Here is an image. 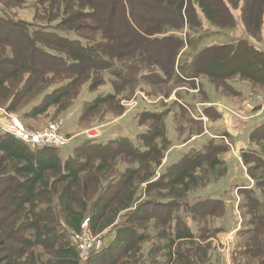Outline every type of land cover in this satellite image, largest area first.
Masks as SVG:
<instances>
[{"label": "trees", "instance_id": "trees-1", "mask_svg": "<svg viewBox=\"0 0 264 264\" xmlns=\"http://www.w3.org/2000/svg\"><path fill=\"white\" fill-rule=\"evenodd\" d=\"M26 2L0 0V107L18 111L26 102L13 113L37 117L75 100L84 84L95 95L81 101L78 121L107 102L118 108L103 114L121 115L122 90L138 98L147 87L156 100L151 108L134 105L136 125L144 127L135 143L120 133L104 140L82 132L60 145H30L0 129V264H221L207 239L226 231L216 224L230 216L224 199L192 192L200 180L227 176L222 154L233 137L203 134L202 121L191 115L195 103H206L205 77L218 93L242 95L236 75L264 85V0H34L36 21L4 8ZM193 94L198 101L187 98ZM242 103L243 115L256 111ZM201 109L209 120L221 117L213 105ZM169 113L180 132L189 126V135L201 134L155 175L174 145L165 128ZM258 119L239 128L246 134L239 157L251 180L235 184L239 264H264V115ZM68 144L60 157L59 147ZM121 154L129 162L103 184L97 173ZM88 183L101 186L91 202L82 188ZM88 210L90 228L113 225L115 237L81 261L68 231L81 232Z\"/></svg>", "mask_w": 264, "mask_h": 264}, {"label": "rangeland", "instance_id": "rangeland-1", "mask_svg": "<svg viewBox=\"0 0 264 264\" xmlns=\"http://www.w3.org/2000/svg\"><path fill=\"white\" fill-rule=\"evenodd\" d=\"M0 6H2L1 3H0ZM4 8L7 11H9L11 14L14 13L16 19L36 21L33 19V14L35 11L34 0H27L25 4L13 6L10 9H7L5 6ZM235 15L237 16L238 13H235ZM260 40H261V37H260ZM263 44H264V41L262 42V45ZM106 79L108 78L106 77ZM233 80L237 82L235 83L236 85H238L239 83L240 87L238 88H241L243 90L242 95H233L229 92H222V91H220L221 93L220 92L218 93L215 91L216 89H214L213 87V80L210 78V76L205 77L202 83H204L205 88H206L205 94H206L207 99L204 100L206 103H195V107L199 105L198 107L200 108L199 109L200 111L197 110V113L192 112L191 116L195 119H199L202 121L203 134L207 133L209 135H212L211 133H214L212 131V126L216 130V134L223 133L225 127H227L229 131L232 132L231 134L229 132L228 133L232 135L233 142H231L230 144L225 139V141L228 143L229 150L228 152H223L222 157L230 158V155H233L235 157L236 166L232 167V165H230L229 167L230 173L228 172L229 174H231L230 181L228 184H226L222 188L221 192H224L226 194L227 192L231 193V191H233L235 195V190H236L235 184L244 181L245 175L247 176L245 172V167L243 166L241 159L239 157V152L242 150V148H244L243 146L245 142V139L242 138L241 136H245L246 134L245 132H243L242 135L236 134V131L232 129L230 130L229 125L233 124L234 116L230 115V113L228 112L223 111L224 109L216 105V103L223 104L225 106L232 108L233 111H236L238 113L237 116H240V117L242 116L243 118L241 119L242 121L249 120L247 122V125L243 127L250 126L252 123L255 122L256 119H258L259 117L261 119V117L264 115V112L260 111V103H261V100L264 99V85L263 86L256 85L257 83L253 84L250 80L246 78H241L239 75H236L232 79V81ZM84 85L85 87L83 88ZM84 85L82 86L83 90L82 91L79 90V92L80 91L81 92L77 93L79 95L75 98V100H72V99L66 100L65 102H63V104L60 107L51 106L48 108V110L45 113L39 114L37 116L38 118L37 117H19L20 116L19 113H17L19 116L18 115L16 116V114H14L13 112H21L23 111L24 108H26L25 107L27 105L26 102L20 103L21 101L18 102L20 103L17 106L18 111H12L9 113L15 115V117H17L18 121L23 126L25 127L27 126V128L33 129V130H42L46 128L50 122L63 118L62 125L60 126V129H59V134L63 137H65L66 135L75 134L76 135L75 137L80 138L79 135H81V133L84 130L92 129L89 131V134L98 133L97 136H102L101 139L103 138L104 140L109 139L111 137L116 138V134L120 133V135L127 136L133 143H135L138 132L144 129V127L143 126L139 127L136 125V121L133 116L139 110H136L134 105L137 102V104H140L139 108L141 107L151 108V105L156 100V98L148 97L147 93H149L151 90L146 87L147 90H145L144 92L141 91L145 94L146 98H143L139 96L138 94H137L138 98H135V94L138 93L137 91L134 92L135 94L132 93V91L128 89L120 91L118 101L120 102V104L125 105V106L124 105L122 106V107H125V110H123V113L117 117L109 119L111 117L109 113H106V115L103 114L107 110H111L112 112V110H116L118 108L114 102L112 103L107 102L105 104L100 105L99 109H97L96 111L89 112L86 116L83 117L84 119H80V121H78L79 106H80L81 101L84 98L91 99L95 95L94 93H90L89 91H87L86 89L87 84H84ZM196 85L198 87L197 81H196ZM103 89H105V86L100 87V90H103ZM190 91H192V93H195L197 91V88L190 90ZM35 96L36 94L33 95L31 98H34ZM193 96H195V98ZM187 98L189 99L193 98V100L198 101L199 96H197V94H193V95L188 96ZM245 101H246L245 104L247 105L248 108L256 109V111L253 114L244 113L245 116L243 115L242 113L243 110H242V107L240 108L241 106L240 104ZM9 102H10V98L6 100L4 107H6V105H8ZM202 104L215 106L217 111L220 112L222 119L215 120L213 121V123L210 122L207 116L202 113V109H201ZM0 108L4 109L3 107H0ZM239 110L242 112H240ZM202 115L206 117V121L202 120L201 118ZM260 119H258L257 121H259ZM209 124H211L212 126L209 127ZM177 126H178V122L174 121L173 114L172 113L167 114V116L165 117L166 134H167V137L171 140L172 144L174 145L171 146L173 150H171V148L167 149L164 157L162 158L160 165L157 167H154L155 175L159 172L160 167L162 165H166V163L170 161L171 158L176 159V157L178 156L177 152L180 151L181 147H183L184 145H192L196 141V138H198L201 134L200 132H198V134L189 135V132H190L189 126H181V130L184 132H180L177 129ZM239 128H242V126H239ZM84 135L86 136V134ZM69 145L70 144L59 147L60 157L62 158L65 157V155L67 154L66 150L71 146ZM122 155L123 154L118 155L113 160L110 159L109 164L106 167V169L97 173L103 179V184L105 183V181H108L111 176L116 174L118 170H122L124 169V167H126L127 162H129V157L127 155H123V156ZM229 163H231V160ZM93 164H95L94 167H96V165L98 164V160H95ZM143 169H145V167L139 170L141 173L138 175L143 174L142 172ZM148 170L149 168L147 169V171ZM92 172L96 173L94 169L92 170ZM228 173H227V176H228ZM81 175L85 177L84 174H81ZM227 176L223 177L222 179H218V181L216 180L206 181V179L202 181L201 180L198 181V186L196 188H193L194 190L192 193L194 194L192 196L197 197V196L210 195V191L215 190L218 187V185L222 182V180H224ZM135 184H138V187L141 189L144 188V182H139L138 180H135ZM98 185H95L94 183H88V186L86 188L82 187L86 191L87 197L90 199L89 202H91L92 199L96 197L98 192H100L101 186L100 184ZM94 186H98V188L95 189ZM154 193H156V191ZM154 193L153 191H151L150 195H153ZM142 197L145 198L147 197V195L146 194L145 196L142 195ZM235 201H237V196L235 198ZM90 211L91 210H88L87 212L88 217L84 221L83 228L80 233L73 234V232L68 231L69 237L71 235V239L75 241L76 248L80 252V256L82 257L81 261H84L83 259L86 257L89 249L93 248L94 246L99 247L100 245H103L102 241H109L111 237H115V228L113 225L105 227L100 232L90 228V224L88 220ZM228 218H230V216L229 217L227 216V218L225 217L222 219H218L216 224L223 223L226 226V230H227L228 223L233 225L232 217L231 219H229V222H228ZM121 220H123L122 216L117 219V222H120ZM149 222L150 220H148V223ZM99 226L100 225H98V227ZM230 235L231 233L224 231L221 233H217L216 235L207 239L208 241H211L212 247L214 249V253L217 255L220 254L219 257L221 259L220 260L221 264H239L238 263L239 257L237 255L236 256L234 255L233 257V251L236 248V244L238 240L236 239V236H234V238L231 239ZM207 240H204V241H207ZM153 243H154L153 241L148 242L147 243L148 245L147 244H145L146 246L144 245V249H147L146 247L150 246L149 244H153Z\"/></svg>", "mask_w": 264, "mask_h": 264}, {"label": "built area", "instance_id": "built-area-1", "mask_svg": "<svg viewBox=\"0 0 264 264\" xmlns=\"http://www.w3.org/2000/svg\"><path fill=\"white\" fill-rule=\"evenodd\" d=\"M140 96L146 98L145 95H143V93H140ZM171 97H173V99L176 98L174 95H172ZM216 105L224 109L223 111L230 113V115H236V116L238 115L236 111H233V109L228 106L219 103H216ZM198 106L199 105H197L196 110L200 111L199 110L200 108ZM260 111L264 112V99L261 100ZM0 116H1L0 129L30 145H43V144L60 145L62 144V142L66 140L65 137L59 134V129L60 126L62 125L63 118L50 122L48 126L42 130H33L23 126L18 121L17 117H15V115L1 108H0ZM201 118L202 120L206 121V117H204L203 115ZM90 130L92 129L84 130L83 133L86 134L87 137H96L98 135V133L89 134Z\"/></svg>", "mask_w": 264, "mask_h": 264}, {"label": "crops", "instance_id": "crops-1", "mask_svg": "<svg viewBox=\"0 0 264 264\" xmlns=\"http://www.w3.org/2000/svg\"><path fill=\"white\" fill-rule=\"evenodd\" d=\"M241 27V26H240ZM240 32H241V34H242V36H244L245 35V32L244 33H242L243 32V30L242 29H240ZM220 119H222V116L221 117H219V118H217V119H215V120H220ZM215 120H210V122H212L213 123V121H215ZM232 125H233V127H232ZM232 125H229L230 126V130L232 129V130H234V131H236V134H241V130L239 129V126H241L242 125V127L243 126H246L247 125V123H243V122H237V121H233V124ZM210 126H212L211 124H209V127ZM209 131H210V129H209ZM212 131L214 132V133H216V130L213 128V126H212ZM223 131V130H222ZM224 131H226V132H229L230 134L232 133L231 131H229V129L227 128V127H225L224 128ZM243 131V130H242ZM244 132V131H243ZM213 133V134H214ZM236 134H234V135H236ZM242 135V134H241ZM242 138H244L245 139V136H241ZM244 146H245V142H244ZM243 146V147H244ZM182 148V147H181ZM243 149V148H242ZM171 150H173V148H171ZM241 150V149H240ZM178 157V156H177ZM176 157V158H177ZM171 159H173V158H171ZM225 159V161H226V163H227V165L230 167V165H232V167L233 166H236V161H235V157L233 156V155H230V158H224ZM233 159H234V161H233ZM230 160H231V163H229L230 162ZM230 173V172H229ZM228 173V175L230 176L231 174H229ZM247 180H250L249 178H248V176H246L245 175V178H244V181H242V183L243 184H246V181ZM229 181H230V178L228 179V177H226L224 180H222V182L218 185V187L215 189V190H213V191H210V196H214V197H216V196H222L223 197V199H224V203H225V205H226V208H227V210H228V213H229V215H230V219H231V217H232V221H233V225L232 224H229L228 223V226H227V232H229V233H231V235H230V238L232 239V238H234V236H235V233H236V231L239 229V227H240V221H241V219H240V216H239V213H238V209H237V201H235V198H236V195H237V192H235V195H234V192L233 191H231V193H229V192H227L226 194L224 193V192H221L222 191V188L226 185V184H228L229 183ZM251 181V180H250ZM215 191V192H214ZM238 196V195H237ZM237 213H238V215H237Z\"/></svg>", "mask_w": 264, "mask_h": 264}]
</instances>
